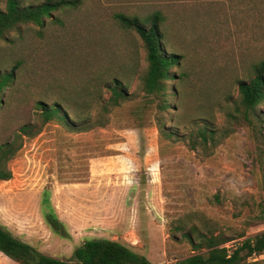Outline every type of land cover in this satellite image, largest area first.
Segmentation results:
<instances>
[{"label": "rangeland", "instance_id": "rangeland-1", "mask_svg": "<svg viewBox=\"0 0 264 264\" xmlns=\"http://www.w3.org/2000/svg\"><path fill=\"white\" fill-rule=\"evenodd\" d=\"M37 6L46 0H21ZM7 0H0L4 11ZM161 13L167 50L183 57L173 81L169 126L160 136L156 103L142 91L148 69L139 35L115 15L149 20ZM43 29L21 25L0 39V68L18 61V79L0 108V145L28 121L41 126L35 102L63 105L71 118H98L103 80L119 75L131 100L105 128L73 133L50 122L25 138L0 181V225L43 254L72 260L92 239L130 247L152 264H180L195 254L185 233L223 234L232 252L264 234V123L250 126L239 81L264 61V0H83L52 13ZM264 118V104L258 109ZM209 123L215 146L197 129ZM16 145L21 140L16 139ZM196 149L192 150V145ZM60 223L52 226L49 216ZM0 264H17L0 252ZM241 264H264V255Z\"/></svg>", "mask_w": 264, "mask_h": 264}, {"label": "trees", "instance_id": "trees-1", "mask_svg": "<svg viewBox=\"0 0 264 264\" xmlns=\"http://www.w3.org/2000/svg\"><path fill=\"white\" fill-rule=\"evenodd\" d=\"M83 0H46L37 6H25L21 0H7L4 11H0V39L13 31H18L21 25L33 24L41 29L47 19L59 22L53 12L76 9ZM117 22L127 30L136 32L143 41L147 53L148 69L143 76H138L142 82V91L156 103L157 114L155 122L160 136L165 139H175L173 129L169 126V118L173 107L171 97L179 96V92L171 88L173 81L183 82L184 75L172 71L173 67L182 68L183 57L167 50V43L161 30L164 18L161 13H155L149 20L143 21L138 17H129L124 14L115 15ZM23 65L18 61L11 70L0 68V108L7 104L18 79L17 71ZM255 77L250 81H239V102L245 121L253 126V120L264 123V118L258 115V109L264 104V61L254 67ZM103 89L110 93L98 97V118L90 115L72 117L68 115L62 104L45 103L42 100L35 102L36 113L41 118L38 123L26 122L15 133L13 141L0 145V181H9L12 172L8 163L15 157L23 145L25 138H34L42 128L50 122H57L64 129L73 133L89 132L96 128H105L110 122V115L114 109L120 108L131 100L128 85L119 75H112L103 80ZM9 100V99H8ZM197 138H200L204 147L217 142V132L206 122L197 129ZM16 139L22 142L16 145ZM196 145H192V150ZM51 226L60 231V223L53 216H49ZM191 244L194 255L180 264H241L252 256L264 255V234L253 239H247L238 245L232 252L226 244L232 241L223 234H200L196 239L194 232L184 234ZM0 252L17 264H152L145 256L133 251L130 247L109 239H92L75 249L72 260L63 261L47 256L35 247L14 237L0 225Z\"/></svg>", "mask_w": 264, "mask_h": 264}]
</instances>
